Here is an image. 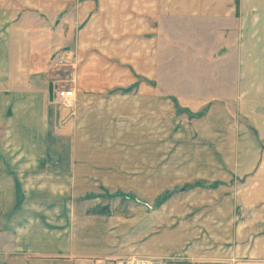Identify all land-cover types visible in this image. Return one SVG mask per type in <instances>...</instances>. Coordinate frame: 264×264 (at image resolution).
Masks as SVG:
<instances>
[{"label":"crops","instance_id":"obj_1","mask_svg":"<svg viewBox=\"0 0 264 264\" xmlns=\"http://www.w3.org/2000/svg\"><path fill=\"white\" fill-rule=\"evenodd\" d=\"M5 1L0 0V264L119 263L102 246L99 227L73 220V208L81 207L71 199L70 178L77 170L75 145L83 140L78 128L96 114L92 106H113L109 96L121 79L127 85L136 74H161L170 48L179 59L190 57L191 96L209 105L207 120L222 133L220 138L209 133L208 142L220 144L223 190L250 192L245 201L229 200L224 245L247 244L248 231L257 223L256 231L264 228V0H127L135 36H129L126 63L89 59L78 49L72 57L67 51L74 68L69 108L58 105L51 86V39L40 31L50 26L23 22L51 12L9 9ZM91 6L96 14L104 12L99 0L80 8ZM244 207H252L246 211L250 215L241 214ZM235 209H241L238 215ZM73 222L83 225L77 231ZM245 248L239 255L256 252L255 246Z\"/></svg>","mask_w":264,"mask_h":264},{"label":"rangeland","instance_id":"obj_2","mask_svg":"<svg viewBox=\"0 0 264 264\" xmlns=\"http://www.w3.org/2000/svg\"><path fill=\"white\" fill-rule=\"evenodd\" d=\"M91 1L97 3L5 1L9 9L37 7L51 12L38 20L35 17V22H23L50 26L40 31L49 33L51 39V86L55 91L73 90L70 80L74 68L69 60L77 49L86 52L89 59L126 63L133 40L129 36H135L128 25L127 0H99L104 7L99 14L94 6L81 11V5L84 8ZM70 49L72 55L66 56ZM167 54L166 69L161 74L158 70L149 78L136 74L135 81L127 85L121 79L120 88L102 96L114 98L113 106H92L96 114L89 111L84 127L78 128L82 131L78 138L83 140L75 145L77 170L70 178L74 179L71 199L81 207L77 204L73 208V220L76 217L77 221L86 220L88 227H99V236L104 235L102 246L111 249L109 257L118 264L133 256L157 264L264 263V228L256 231L259 223L244 236L247 244L237 240L236 244L224 245L228 238L222 230L224 219L229 220V200L243 197L245 201L250 192L223 190L226 179L217 171L222 166L216 154L220 144L208 142L209 133L219 138L222 133L214 132V123L207 120L209 105L199 104L191 96L190 57L179 59L173 48ZM152 60L154 65V55ZM261 206L263 210L264 203ZM235 210L238 215L241 209ZM243 210L241 214L248 216L252 207ZM82 225L73 222L77 231ZM254 246L255 254L248 251L239 255L245 247L249 250Z\"/></svg>","mask_w":264,"mask_h":264},{"label":"built area","instance_id":"obj_3","mask_svg":"<svg viewBox=\"0 0 264 264\" xmlns=\"http://www.w3.org/2000/svg\"><path fill=\"white\" fill-rule=\"evenodd\" d=\"M56 96L57 98L67 106L71 105V101L74 96V91L70 89H60L58 88L56 90ZM122 264H157L156 262H153L151 259L144 258V257H131L127 259L124 263Z\"/></svg>","mask_w":264,"mask_h":264}]
</instances>
